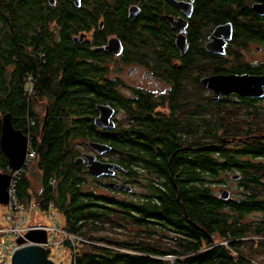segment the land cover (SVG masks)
<instances>
[{"label": "trees", "instance_id": "trees-1", "mask_svg": "<svg viewBox=\"0 0 264 264\" xmlns=\"http://www.w3.org/2000/svg\"><path fill=\"white\" fill-rule=\"evenodd\" d=\"M94 1V13L78 17L74 7L50 9L48 0H0V137L3 115L10 113L14 127L30 134L36 152L17 184L18 199L28 204L35 195L42 210L53 202L62 228L83 239L75 248L65 241L70 250L76 249L72 264H171L168 255L175 257V264H264V134L257 132L264 126V107L249 99L237 102L235 94L214 101L199 81L205 72L263 70V65L245 62L237 49L222 56L209 53L202 40L215 25L232 21L236 46L248 40L264 43V18L245 0H207L205 8L198 7L191 28L192 52L183 58L190 67V81L206 96L191 94L196 103L186 135L178 136V124L173 137L168 120L144 117L130 124L126 131L131 135L124 139L120 122L113 135L95 124L96 104L120 107L123 99L114 81L106 78L104 59L88 43H75L70 34L91 23L97 27L103 17L105 31L116 32L128 45L130 59L150 60L149 54L160 52L156 61L169 67L161 51L172 50L167 41L172 31L161 9L151 5L130 17L127 4L137 0ZM176 70L175 82L182 81L184 74ZM29 79L31 94L26 93ZM179 94L173 95L174 104ZM40 99L49 103L46 119L35 108ZM79 139L89 148V141L109 144L111 161L121 167L133 165L129 180L143 191L106 187L126 194V199L98 193L90 179L97 187L105 185L75 162L81 152ZM146 144L160 147L149 151ZM138 161L146 177L134 167ZM8 166L0 144V173ZM32 167L38 170V191L29 177ZM230 178L237 184L235 195L224 199L215 194L213 187ZM253 212L258 213L255 219Z\"/></svg>", "mask_w": 264, "mask_h": 264}, {"label": "flooded vegetation", "instance_id": "flooded-vegetation-1", "mask_svg": "<svg viewBox=\"0 0 264 264\" xmlns=\"http://www.w3.org/2000/svg\"><path fill=\"white\" fill-rule=\"evenodd\" d=\"M207 0H137L135 2H130L127 4L128 14L129 9L132 6H136L138 8V13L136 15H132L130 17H135L141 13V11L148 7L149 5L152 6V9H161V17L162 19H165L167 22V25L170 29L171 34L170 37L167 39L169 42V46L172 48L171 51L168 50H162L161 55L166 56L168 59L169 67L166 66H160L159 63L156 61V57L159 54L156 52L152 55L149 54L151 57L150 60H148V57H134L135 59H130L129 56L130 50L128 49V45H126V42L124 39L118 35L116 32H106L105 31V19L103 17H100L98 26L96 27V24L91 23L89 27L77 29L75 32H72L70 34L71 38L75 43L78 44H86L88 43L90 45V48L93 52H95V55H98V58L104 59V66L107 68V74L106 78H108L110 81H114L113 87L116 90V92L122 97L123 102L121 103L120 107L117 106L114 103L111 102H105L101 104H108L112 106L114 109V114L112 115L111 119L115 122V126L112 128H102L100 126L101 130H105L110 134H114L113 130L116 128L118 122L121 123L123 133L121 136L124 137V139H127L129 136V132L126 131L130 127V124L134 122L135 120L141 119L140 122L143 121L144 117H150L153 120L158 119H165L170 122V125L172 127L170 128L172 136L175 137V125L178 124V136L182 137L185 136L186 131L184 130L185 127L189 126L191 122V114H192V104L196 103V101L191 99V90L193 87L197 88L198 84H193L191 80V72L189 64H186V60L183 58L187 56L191 49L193 48V40H192V34H191V28L193 23V18L195 16V11L198 7L205 8ZM246 4L259 16L264 18V15H261L257 13L256 8L259 4H262L264 0H245ZM61 6H69L75 8V13L81 17L86 16V14L89 12L90 14L94 13L93 8H95L96 2L93 0H89L88 2H85V0H81L80 4L75 3L73 0H48V7L52 10H56ZM105 7H108L107 3H104ZM190 12V13H187ZM141 22H147L145 20H142ZM173 22H178L179 26H184L183 31H178L176 28V25L173 24ZM229 22V21H226ZM219 23L215 25L212 30L208 34H206V38L204 41L202 40V47L207 52L215 54L216 56H222L226 55L228 50L230 48L242 50L240 51L242 54V58L244 57V51L247 48H240L242 46H236L233 42L234 38V24L232 21H230L233 25V35L230 40L226 42L225 45V53H216V52H210L207 49V43L210 41L209 36L212 34L214 28L218 25L224 24ZM54 32L59 34L60 28H58L57 24L54 23ZM191 34V35H190ZM180 35H183L185 37V48L183 50L181 49L180 45L178 44V38ZM96 37L99 42L96 41ZM255 42L254 40H248ZM259 42L262 46H264V43L261 41ZM121 48V51L117 52V47ZM158 47V46H157ZM245 47V46H244ZM261 47L258 46V49ZM158 50L160 51L159 47ZM192 52V51H191ZM130 53V54H129ZM129 56H128V55ZM91 56V55H89ZM90 58H96L95 56ZM132 60V61H129ZM245 62L251 65H263L264 62H257V61H248L243 58ZM206 62V61H205ZM220 62H217V65H219ZM113 65L117 66H129V69L127 70L128 76H131L133 74H137L140 68H144L147 72L144 73L145 78H153L151 82L148 84H141L138 82H128L125 79H122L121 77L117 75H112V68ZM262 67V66H261ZM179 70V75L184 74L183 80L179 82H175L174 74ZM119 69V68H117ZM189 69V72L187 73L186 70ZM167 72L169 76H167ZM264 73V67L263 70L259 71H253L252 68L250 71L247 70H238L237 72H228V73H214V72H205L203 75L199 77V81L202 84V86L205 88V90H208L212 93L213 91L207 89L203 83L202 78L209 76V75H217V74H248L252 76L256 75H262ZM178 75V76H179ZM112 86V85H111ZM179 91V97L177 100V103H175V98L173 95H175V92ZM235 94L236 101L239 102L242 100H248L254 103H260L264 101V96L261 97H253L248 95H242L238 92H231L227 95ZM141 96V97H140ZM226 96V95H225ZM48 102L45 103V109L42 113L41 119H46L48 115ZM99 104V103H98ZM97 105V104H96ZM141 106V107H139ZM96 108V106H95ZM97 110V109H96ZM196 110V109H195ZM194 110V111H195ZM197 111V110H196ZM204 107H201V112L204 113ZM134 112V113H133ZM39 115L41 117V114L39 112ZM99 115V111L97 110V115L95 118ZM120 116V118L118 117ZM196 115V114H195ZM197 116V115H196ZM94 118V119H95ZM180 119V120H178ZM178 120V121H177ZM95 121V120H94ZM96 124V123H95ZM177 133V132H176ZM131 135V134H130ZM171 135V134H170ZM153 137V136H152ZM147 138V137H146ZM90 142V141H89ZM140 145H142L144 142L143 140L139 141ZM186 145V144H185ZM160 146L158 144L152 145V148L149 147V144H146V148L149 151H157ZM87 152V153H93L99 155L97 151H95L93 148L90 147V150L88 151H81L80 154ZM101 156V155H100ZM108 155H104L101 157H98L101 160L104 161H111V158L107 157ZM127 151H123V160H126ZM88 160L85 159L81 164L85 166V169L88 172L87 168ZM130 167V166H129ZM128 166H122V169L116 170L114 175H103L101 177H96L99 182L105 183L106 181H119L122 183H128L132 185L133 182H130L129 176H131V172L133 168H129ZM139 170L140 177H146V173L144 172L145 167L144 164L141 162H137L136 166ZM235 180V179H233ZM142 181V180H141ZM92 187V186H91ZM116 189V188H115ZM122 199H126L127 195L124 194ZM256 213L253 212L252 215ZM253 219L257 218V216H252Z\"/></svg>", "mask_w": 264, "mask_h": 264}, {"label": "water", "instance_id": "water-1", "mask_svg": "<svg viewBox=\"0 0 264 264\" xmlns=\"http://www.w3.org/2000/svg\"><path fill=\"white\" fill-rule=\"evenodd\" d=\"M80 4L81 0H73ZM257 13L264 15V2L259 4L256 8ZM138 8L132 6L129 9V15H136ZM190 13V12H187ZM178 31H183L184 26H179L178 22H173ZM233 25L226 22L214 28L212 34L209 36L210 41L207 43V49L210 52L225 53V45L228 40L232 38ZM185 37L180 35L178 44L181 49L185 48ZM116 51H121L118 46ZM203 85L213 91V100L218 101L221 96H225L231 92H238L242 95L253 97L264 96V73L262 75H248V74H217L209 75L202 78ZM96 109L99 115L95 118L96 125L102 128H112L115 122L111 119L114 114V109L108 104H97ZM2 132L0 137V144L2 150L9 160V165L13 169L21 168L26 160L28 138L21 129L14 127L10 113L3 115ZM89 145L97 151L99 155L111 151V146L107 143L90 141ZM85 159L88 160V172L95 177L103 175H114L116 170L122 169L121 165L112 161H104L98 158L97 154L84 152L75 158V162L81 163ZM238 176H234L237 178ZM10 183V175L8 173H0V201L7 203L9 201L8 186ZM106 187H112L121 191H132V186L128 183L117 181H106ZM220 195L224 199L230 197V191L221 188ZM27 237L33 243L25 245L13 255L11 264H61L49 257L48 250L40 243L47 241V231L45 229H33L27 233Z\"/></svg>", "mask_w": 264, "mask_h": 264}, {"label": "built area", "instance_id": "built-area-1", "mask_svg": "<svg viewBox=\"0 0 264 264\" xmlns=\"http://www.w3.org/2000/svg\"><path fill=\"white\" fill-rule=\"evenodd\" d=\"M33 90L32 79L28 80L26 84V93L31 94ZM28 138L27 155L24 165L19 169H13L10 165L6 172L10 175V183L8 186L9 201L2 203L0 201V264H11L13 255L19 248L33 243L28 239L27 233L33 229H45L47 231V241L40 243L48 250L49 257L52 252L61 247L66 240L70 241L75 248L78 241L83 240L81 237L67 232L62 228V223L58 220L59 212L54 208L53 202L48 206V217L53 220L51 226L36 224L31 221V216L28 214L29 210L35 209L37 206L36 196L32 195L28 204L21 202L17 193V184L22 179L25 168L31 165L36 158V152L32 146V138ZM55 183V180H52ZM2 206H5V211H2ZM73 261L76 256V249H73ZM173 257V256H172ZM51 258V257H50Z\"/></svg>", "mask_w": 264, "mask_h": 264}, {"label": "rangeland", "instance_id": "rangeland-1", "mask_svg": "<svg viewBox=\"0 0 264 264\" xmlns=\"http://www.w3.org/2000/svg\"><path fill=\"white\" fill-rule=\"evenodd\" d=\"M258 46H260L261 48L258 49ZM240 48H242V49L243 48H247L244 51V57L243 58L245 60L257 61V62L263 61L264 62V46H262L259 42H257V41H255V42L246 41L244 43V45L242 47H240ZM240 51H242V50L240 49ZM111 68H112V75H117V76L121 77L122 79L127 80L128 82H132V83L138 82V83H141V84H148L149 82L154 80L153 78L152 79L151 78H145L144 73L147 72V71L144 68H140L139 71L137 72V74H133L131 76H128V74H127V70L129 69V66L120 67V65H119V66H117V68H119V69H117L116 65H113V67L111 66ZM147 73L150 74L149 72H147ZM191 94L197 98V96H199V95L206 96L205 95L206 91L193 87L192 90H191ZM46 102H47V99H40L39 101H37L35 103V108L40 112L41 118H42V113H43V111L45 109V103ZM258 104L261 107H264V101L260 102ZM118 117L120 118L119 115H118ZM252 123H254L253 120H251V124ZM255 128H257V127H255ZM257 132L264 134V126H261L259 128V130H257ZM84 142H86V141L82 140V139L77 140V142H76L77 143V148L80 151H88V150H90L89 146H87ZM106 154L108 155L107 156L108 158H113L114 157L113 154H109L108 152L102 154V156H104ZM31 165H29V166H31ZM29 177H30L32 185L34 186V189L36 191H38L40 189V179H39L38 170H35L32 167ZM89 185H94L96 187L95 190L98 193L105 194V195H108V196H111V197L116 196L118 198H121L124 195L123 193H116L113 190H109V189L106 188V186L104 187V186H101V185L99 186L98 185V187H97L95 184H93L91 179L89 181ZM221 188H225V189L229 190L231 195L232 194L235 195V193L237 192V184H236L235 180H233L232 178L227 180V183L225 185L223 184V186H221V185L218 186V184H217V185H215L213 187V189L215 190V194H217L218 196L220 195V189ZM133 191H135L137 193L142 192L143 191V187H141V185L138 182L137 183H133ZM133 196L135 197V195H133ZM232 197H234V196H232ZM2 211H5V206H2ZM28 214L31 216V221H33L36 224H43V225H48V226H51L53 224V220L50 217H48L47 212L45 210H42L41 208H39L38 203H37V206L35 207V209L29 210ZM252 216H254V217L258 216V213L256 212ZM58 220H60V224H61L62 222H61V215L60 214L58 216ZM110 232H112V231H110ZM101 234H104V232H101ZM110 234H112V233H110ZM116 234L117 233H115L114 235H116ZM219 242L224 244V243H226V240H221ZM50 252H51L50 257L54 261L59 262L61 264H72L74 251L70 250L67 246H65V243L62 244L61 247L58 248L57 250L55 249L54 252H52V250ZM165 258L169 259L171 264H175V257H172V256L168 255Z\"/></svg>", "mask_w": 264, "mask_h": 264}, {"label": "crops", "instance_id": "crops-1", "mask_svg": "<svg viewBox=\"0 0 264 264\" xmlns=\"http://www.w3.org/2000/svg\"><path fill=\"white\" fill-rule=\"evenodd\" d=\"M62 221V220H61Z\"/></svg>", "mask_w": 264, "mask_h": 264}]
</instances>
